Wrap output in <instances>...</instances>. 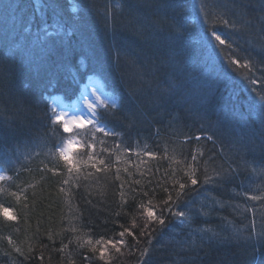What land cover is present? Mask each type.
<instances>
[{
	"label": "trees",
	"instance_id": "1",
	"mask_svg": "<svg viewBox=\"0 0 264 264\" xmlns=\"http://www.w3.org/2000/svg\"><path fill=\"white\" fill-rule=\"evenodd\" d=\"M90 81L100 104L66 133L49 99ZM70 141L112 167L60 194L44 169ZM0 166L19 216H0V264H264L234 238L264 197V0H0Z\"/></svg>",
	"mask_w": 264,
	"mask_h": 264
},
{
	"label": "snow or ice",
	"instance_id": "2",
	"mask_svg": "<svg viewBox=\"0 0 264 264\" xmlns=\"http://www.w3.org/2000/svg\"><path fill=\"white\" fill-rule=\"evenodd\" d=\"M119 8V5L117 6ZM73 11H76L74 8ZM58 122L61 124H64L63 118H58ZM87 121H74L67 123L65 126V131L70 132L73 127H75L76 124H80L81 127H84L87 125ZM100 133L105 134L106 130L105 129H100ZM75 142L70 141L68 144L67 149H59V157L63 161L62 168H57L53 167L51 169H48L45 167L44 171L45 173L51 172L52 173V178H58V184L60 187L58 188V192L60 194H63L66 190L71 188V185L73 183L80 184L82 186H87L84 185V181H94L96 178L97 173H107L110 172V169L112 167L111 163V155H112V150L109 148L105 147L103 148L100 152L95 151L96 145L95 143H88L84 145V147L87 149L85 153V157H79L76 158L72 155V149H73V144ZM103 143V141H101ZM105 154H108L109 158L108 161L106 162L105 159ZM144 155L148 157H153L155 154L153 152H145ZM116 160H120V155L116 154ZM125 163H128V161H125ZM143 163V161H141ZM91 168L92 172L86 171V169ZM186 175L189 178V181L192 184L199 183V180L197 179V170L195 168L190 169ZM207 179V177H205ZM224 175L222 173H217L216 176L213 177V180L215 181L216 179H223ZM11 179V177H8L6 175H0V180H7ZM42 181L47 182L44 177L41 178ZM16 191H11L7 195L11 197L15 201H23V207L22 210L24 212L30 211L31 209L29 208V205L27 203L29 197L25 194L26 189L24 187H21L19 185L16 186ZM0 191H3L0 189ZM35 195V194H34ZM71 195V193H69ZM244 195H247V193H244ZM251 200L257 201L260 200L262 203V208L261 211L258 215V220L255 224L256 227V233L255 237L253 236V231H252V222L250 221L248 225L245 226V229L243 232H237L235 235V239L238 240H244L247 241L248 243L246 246L251 249L253 253L257 251V244L261 247L264 248V197L261 196H256L253 195L251 196ZM217 202V201H214ZM221 206H224L222 203ZM240 208L239 205H236L234 208V211H237V214L243 215L242 212L238 211ZM245 212L247 209L244 210ZM18 209L11 207V206H6L5 202H0V216H2L6 221H18L19 216L17 215ZM181 216L185 215V213L181 212L179 213ZM201 214L204 216L210 215V211L201 209ZM152 219H159V217H153ZM245 219L247 217L245 216ZM75 231V229H72ZM205 231H210L214 232L212 228H206L204 229ZM8 243L13 246L15 249L16 253H19L21 256L25 255V252L22 250L21 247L16 246L15 242L12 239V236L9 235L6 237ZM84 243L91 244V241L85 240ZM93 251H96V245L91 244ZM68 248L67 244H64L61 249H58L57 251H65ZM31 249H29L30 251ZM98 258L103 259V260H108L109 255H108V248H102L99 251H97Z\"/></svg>",
	"mask_w": 264,
	"mask_h": 264
},
{
	"label": "rangeland",
	"instance_id": "3",
	"mask_svg": "<svg viewBox=\"0 0 264 264\" xmlns=\"http://www.w3.org/2000/svg\"><path fill=\"white\" fill-rule=\"evenodd\" d=\"M99 81H90L83 86L80 97L75 102L66 104L61 98L52 95L49 99L51 110L53 111L54 119L63 118L64 128L67 123L74 121H87L91 123L93 113L96 106L100 104L99 93L101 92V85ZM80 125V124H76ZM3 168L0 166V175H3ZM4 180H0L1 182Z\"/></svg>",
	"mask_w": 264,
	"mask_h": 264
}]
</instances>
